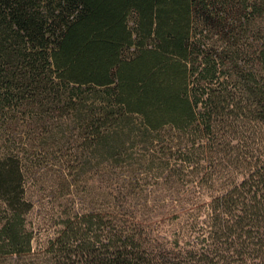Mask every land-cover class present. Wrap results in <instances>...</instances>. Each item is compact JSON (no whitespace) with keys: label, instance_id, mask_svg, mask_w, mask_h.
<instances>
[{"label":"trees","instance_id":"trees-1","mask_svg":"<svg viewBox=\"0 0 264 264\" xmlns=\"http://www.w3.org/2000/svg\"><path fill=\"white\" fill-rule=\"evenodd\" d=\"M0 94L75 112L105 155L102 209L65 221L43 264H264V0H0ZM138 171L222 187L205 208L159 209ZM24 194L20 160L1 156L0 252L32 249Z\"/></svg>","mask_w":264,"mask_h":264},{"label":"rangeland","instance_id":"rangeland-1","mask_svg":"<svg viewBox=\"0 0 264 264\" xmlns=\"http://www.w3.org/2000/svg\"><path fill=\"white\" fill-rule=\"evenodd\" d=\"M128 24L133 25V15ZM74 113L67 110L59 119L57 111L44 110L26 97L0 101V157L10 154L22 165L23 199L31 204L22 216L32 245L29 253L14 255L1 251L0 264H43L50 241L63 229L65 221L70 218L75 222L80 215L102 209L105 155L102 147H95L87 132L73 122ZM69 122L71 126H67ZM127 150L122 151L120 158H125L126 153L137 159L145 154L140 145ZM144 173L133 174L138 184L137 196L142 197L143 204L159 209L205 208L210 196L222 187L218 176L201 179L200 175H193L192 181L177 178L170 185L164 184L162 173ZM8 215L9 209L0 201V225ZM159 217V233L166 230L164 238H174L181 220L178 214L169 212Z\"/></svg>","mask_w":264,"mask_h":264}]
</instances>
